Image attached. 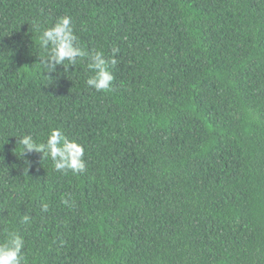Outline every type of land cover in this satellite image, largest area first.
Wrapping results in <instances>:
<instances>
[{
    "label": "trees",
    "instance_id": "trees-1",
    "mask_svg": "<svg viewBox=\"0 0 264 264\" xmlns=\"http://www.w3.org/2000/svg\"><path fill=\"white\" fill-rule=\"evenodd\" d=\"M62 17L115 59L109 91L87 57L40 63L34 24ZM52 129L83 172L23 154ZM13 231L24 264H264V0H0V242Z\"/></svg>",
    "mask_w": 264,
    "mask_h": 264
},
{
    "label": "clouds",
    "instance_id": "clouds-1",
    "mask_svg": "<svg viewBox=\"0 0 264 264\" xmlns=\"http://www.w3.org/2000/svg\"><path fill=\"white\" fill-rule=\"evenodd\" d=\"M34 27L36 31L41 33L39 37L40 46L49 49L47 59L40 62L48 70L49 74L54 72L57 66H63L65 61L68 62V67H73L77 63V57L80 59L87 57L91 60L87 64V68L93 73L87 79V85L97 92L110 90L114 77L109 66L110 64L115 65V59L106 61L102 52H96L94 55L89 56L78 45L77 36L74 34L69 17L60 18L53 27L42 31L39 24H34ZM67 68H65L66 71ZM18 143L23 148V154L25 152H36L49 155L58 171L83 172L85 169V163L82 159L84 155L83 147L73 141H69L59 129L50 131L46 143H35L33 137L29 134L21 136L18 139ZM43 207L44 210H47L46 205ZM29 221V216H23L22 223L27 224ZM23 248V237L14 231L8 232L4 241L0 242V264H24Z\"/></svg>",
    "mask_w": 264,
    "mask_h": 264
}]
</instances>
